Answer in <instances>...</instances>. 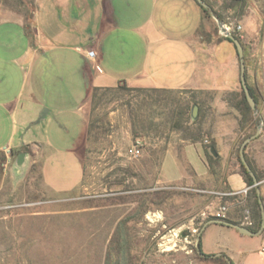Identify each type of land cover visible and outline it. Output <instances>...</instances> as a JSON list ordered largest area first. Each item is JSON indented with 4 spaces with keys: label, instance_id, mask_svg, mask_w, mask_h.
Segmentation results:
<instances>
[{
    "label": "rangeland",
    "instance_id": "374dc122",
    "mask_svg": "<svg viewBox=\"0 0 264 264\" xmlns=\"http://www.w3.org/2000/svg\"><path fill=\"white\" fill-rule=\"evenodd\" d=\"M204 2L217 31L224 22L241 25L233 34L248 55L246 81L252 82L257 67L264 68V0ZM251 85L256 111L263 101ZM86 96L80 78V89L74 86L66 109L31 127L43 145L38 161L28 158L18 164L17 153L0 151V264H226L221 257L198 254L197 233L217 214L257 229L253 186L226 192L219 156L204 177L185 163L189 178L175 183L160 179V164L170 146L181 161L185 143L215 146L212 132L221 125L213 105L220 103L219 95L132 90L122 83L113 91H98L89 116L94 127L75 148L83 167L76 189L79 170L69 149L78 129L71 108ZM241 96V89L224 95L230 108L226 119L233 123L237 115L238 129L253 134L260 125L256 112L255 128L238 125L233 105ZM243 138L236 143V158ZM134 147L137 156L130 153ZM203 237L211 249L200 248L204 254L222 253L236 264H264V227L260 235L248 236L211 226Z\"/></svg>",
    "mask_w": 264,
    "mask_h": 264
},
{
    "label": "crops",
    "instance_id": "0c3cea01",
    "mask_svg": "<svg viewBox=\"0 0 264 264\" xmlns=\"http://www.w3.org/2000/svg\"><path fill=\"white\" fill-rule=\"evenodd\" d=\"M225 38L196 0H0V151L38 161L43 145L31 127L38 128L55 110L66 109L81 78L87 96L71 108L78 134L69 149L78 165L77 189L83 167L75 148L87 130L94 88L122 83L133 89L215 92L221 101L213 108L221 126L212 138L223 185L229 193L248 190L234 155L248 129H238L237 115L228 122L230 108L223 100L226 93L241 89L237 52ZM243 55L247 75L251 67L244 48ZM246 82L263 101L255 111L260 133L244 154L264 197V68L257 67L252 82ZM182 156L183 161L172 146L166 150L160 164L162 181L189 178L185 163L196 176L208 174L199 143H185ZM211 226L233 228L208 224L200 236L205 251L211 249L203 235Z\"/></svg>",
    "mask_w": 264,
    "mask_h": 264
},
{
    "label": "water",
    "instance_id": "95a60500",
    "mask_svg": "<svg viewBox=\"0 0 264 264\" xmlns=\"http://www.w3.org/2000/svg\"><path fill=\"white\" fill-rule=\"evenodd\" d=\"M196 1L202 7L208 8L207 4L203 0H196ZM228 38L234 44L236 52H237L238 61H239V82H240L241 89L244 93L247 104L249 105V107L252 110H255V102H254V100H253V98L249 92L248 85L246 82L245 62H244L242 44L233 35H229ZM196 115H197V107L194 105L192 107V111H191V119L194 120L196 118ZM259 133H260V127L258 126V128H256V130L254 131L253 134L242 139V141L240 142V145L238 147V158H239L241 164L243 165V167L245 168V170L247 171L248 175L251 177V179L253 181L252 186L255 189L257 202H258L259 209H260V225H259L257 230L253 231L247 226L235 223L231 220H225L224 218L215 217L213 219H209V220L205 221L203 223L202 227L200 228V230L198 231L197 237H196V250H197L198 254L202 257H205V254L201 252L198 244H199L201 233L208 224L214 223V224H220V225L233 227L237 232H239L242 235L257 236V235H260L262 233V230L264 227V205H263V201H262V197H261V191H260V187H259L260 182H259V180H257L254 172L251 170L249 164L246 161L245 155H244V150H245L246 145L250 141L256 139L258 137ZM22 162H23V154H20L18 156L17 163L21 164ZM220 256H223L222 253L212 254V256H210V257H220ZM223 258L227 264H230V260L226 256H223Z\"/></svg>",
    "mask_w": 264,
    "mask_h": 264
},
{
    "label": "trees",
    "instance_id": "16d2710c",
    "mask_svg": "<svg viewBox=\"0 0 264 264\" xmlns=\"http://www.w3.org/2000/svg\"><path fill=\"white\" fill-rule=\"evenodd\" d=\"M201 8L203 9V11L205 13H207V9H205L202 6H201ZM225 39H227L228 41L232 42L228 37H226ZM245 76H246V72H245ZM129 89H132V90H154V91L162 90V91H164L163 89H133V88H129ZM248 89H249V92H250L253 100L255 101V97L253 95L252 89L249 86H248ZM98 91H102V92L113 91V87L94 88L92 90V92H91V110H90V115H91V112L93 111V108H94V100L98 96ZM241 95H242L241 98L238 99L237 101H235V104L233 105L234 108L239 113L238 125H239L240 128H242L245 124H248L249 127L255 128V126L257 124L256 120H254V117H253L255 110H252L249 107V105L247 104L242 89H241ZM180 115L183 116V112ZM93 127H94L93 121L89 120L88 126H87V130H86V134L87 135H89V133H90V131H91V129ZM249 135H251V134H247L245 137H247ZM203 152H204V156H205V159H206V162H207L208 166L211 167V165L218 159V155H217V152L215 150L214 144L212 143V144H209V145L204 146L203 147ZM245 158H246V156H245ZM238 161H239V164H240L241 172L243 173V175H244V177L246 179L247 185H253V181H252L251 177L248 175L247 171L245 170V168L241 164L239 158H238ZM246 161H247V159H246ZM247 163L249 164L248 161H247ZM249 166H250L251 170L254 172V170H253V168L251 167L250 164H249ZM254 174H255V172H254ZM255 176H256L257 180H259V178L257 177L256 174H255ZM251 198L253 200V202L251 204L252 205V209H253V213H254V216L253 217H254V220H255V224H257V229H258V227L260 225V209H259V205H258V202H257V197H256V193H255L254 187H252V189H251ZM224 219L227 220L226 218H224ZM249 228L251 230H253V231L257 230V229L251 228V227H249ZM198 245H199V248H201L200 240H199V244ZM222 255L225 256L224 254H222ZM210 256H212V254L211 255L210 254H205V257H210ZM223 256H220V257L223 258ZM229 260H230V264H234L231 261V259H229Z\"/></svg>",
    "mask_w": 264,
    "mask_h": 264
},
{
    "label": "built area",
    "instance_id": "2783aa9c",
    "mask_svg": "<svg viewBox=\"0 0 264 264\" xmlns=\"http://www.w3.org/2000/svg\"><path fill=\"white\" fill-rule=\"evenodd\" d=\"M241 29H242V27L238 23L236 24L233 22H224V23L219 24V33L223 37H228L229 35L234 36L235 34H233V33H239L241 31ZM87 55H88V57H93L94 52L92 50H88ZM130 153H132V155H134V156H137L139 154V149L134 147L133 149L130 150ZM229 194H236V193H229ZM215 217L225 218L220 214H217Z\"/></svg>",
    "mask_w": 264,
    "mask_h": 264
}]
</instances>
